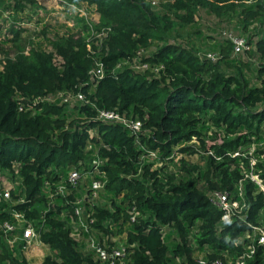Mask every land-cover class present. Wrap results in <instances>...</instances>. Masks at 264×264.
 <instances>
[{"label": "trees", "instance_id": "trees-1", "mask_svg": "<svg viewBox=\"0 0 264 264\" xmlns=\"http://www.w3.org/2000/svg\"><path fill=\"white\" fill-rule=\"evenodd\" d=\"M4 1L0 9H10ZM69 1L87 3L98 14L95 28H109L104 76L87 98L96 109L140 121L142 131L137 146L126 128L95 120L88 107L67 111L39 105L38 115L18 112L16 97L72 89L84 82L89 58L82 38H62L53 43L64 62L58 73L47 54H19V32L13 31L14 56L0 71V173L18 181L25 203L8 207L0 202V223L11 221L10 212L23 213L31 221L42 214L45 230L40 240L48 254L37 263L15 258L0 239V264H104L89 252L80 253L68 235L76 191L66 198L53 197L48 205L41 191L44 181H60L72 167L87 170L96 150L106 159L101 168L105 199L103 205L87 204L86 210L93 218L91 227L104 236L124 233L128 254L121 264H197L199 255L207 261L234 259L243 249L246 223L264 222V194L249 179L256 176L264 187L263 0H171L159 12L144 0ZM197 7L215 16L236 10L241 31L252 26L255 33L246 36L252 49L243 55L255 56L254 65L233 56L228 42L220 58L210 62L204 57L209 52L170 39L178 24L192 23ZM137 49L145 51L150 65L162 67L157 77L135 74L125 66L115 69ZM223 66L231 71L224 72ZM86 89L81 87L85 94ZM88 130L93 131L91 138ZM139 146L197 156L201 164L182 162L176 176L162 169L150 171L145 163L138 172ZM238 183L246 204L244 221L222 222L206 193L217 190L234 197ZM20 193H11V200ZM132 205L139 216L129 222ZM247 264H264V246Z\"/></svg>", "mask_w": 264, "mask_h": 264}, {"label": "built area", "instance_id": "built-area-1", "mask_svg": "<svg viewBox=\"0 0 264 264\" xmlns=\"http://www.w3.org/2000/svg\"><path fill=\"white\" fill-rule=\"evenodd\" d=\"M144 1L151 7L158 5V0ZM167 1L171 2V0ZM4 4L9 5L10 9H0V71L3 70L5 61L13 59L14 56L13 43L10 41L13 31L19 32V54L28 55L35 51L47 54L51 57V64L58 73L61 72L64 62L57 54L53 43L62 38H71L72 40L82 38L86 56L89 58V68L84 82H78L72 89L44 92L41 95L24 99L16 97L18 112L35 116L39 114V105L62 106L67 111L88 107L95 112V120L126 128L128 133L135 136L134 142L137 145L139 134L142 131L140 121L125 117L115 110L96 109L93 102L87 98V95L93 93L96 85L104 76L103 57L107 53L105 40L109 32L108 27L95 28L98 14L94 9L83 1L69 0H5ZM14 6L18 7L15 12L13 11ZM224 28L219 31V36L231 44L233 56L252 49L250 45L246 44V39L234 36L228 28ZM145 57H147L145 51L137 49L131 57L118 62L115 69L125 66L135 74L150 73L153 77H157L162 67L150 65L144 60ZM204 57L210 62H215L220 58L218 54L211 52L206 53ZM85 86H87L86 94L81 91V87ZM87 135L91 138L93 131L88 130ZM138 149L140 150L138 172L141 170V165L145 163V165L149 164L150 171L162 169L176 176L181 171L182 162L190 163L188 161L190 157L185 153L147 150L142 146H139ZM90 157L87 170L72 167L66 171L60 181L54 183L44 181L41 191L47 197L48 205L53 197L66 198L69 191L75 190L77 196L72 202L73 208L68 216L71 224L68 234L70 239L78 245L80 253L89 252L94 259L104 264H121L128 254V246L124 244V233L121 239L117 238L118 235L114 236L109 233L104 236L100 231L91 227L93 218L90 217L91 213L86 210L87 204H97L99 201L102 203L105 199L103 190L106 179L101 168L106 163V159L98 150L91 153ZM5 177L0 173V202L7 204L8 207L25 203L24 196L18 188V181L11 182ZM249 179L264 194V187L256 176H250ZM11 193L20 194L15 201H12ZM206 197L210 204L220 212V221L226 222L232 218L244 221L242 210L246 208V204L240 183H238L234 197L217 190L207 192ZM103 204L104 202L100 205ZM127 213L129 222H134L139 216L133 205L129 207ZM262 214L264 217V210H262ZM10 217V222L0 223V239L11 256L15 258L22 256L32 263L41 261L48 254L47 246L40 240V233L45 230L43 215L41 214V219L36 221L28 220L23 213L17 212H10ZM246 225L248 229L242 236L243 249L234 259L224 256V261L220 259L207 261L203 255H199L195 258V262L197 264H247L256 249L264 246V222L260 221L258 225L251 223H246ZM160 233L163 237L166 233L165 227L160 229ZM99 236L102 237L101 242L96 241V237ZM43 248L46 253L41 256L38 252ZM27 253L37 255L38 259L31 261V258H27Z\"/></svg>", "mask_w": 264, "mask_h": 264}, {"label": "rangeland", "instance_id": "rangeland-1", "mask_svg": "<svg viewBox=\"0 0 264 264\" xmlns=\"http://www.w3.org/2000/svg\"><path fill=\"white\" fill-rule=\"evenodd\" d=\"M264 2V0H263ZM167 0H158V5L152 7L153 11L159 12L163 10L165 4H169ZM237 22V11L232 13L215 16L213 13L209 12L206 8L197 7L194 8V15L192 23L181 26L178 24L173 33H170V39L175 43L185 44L187 46H193L197 52H213L219 55V52L224 49L226 46V41H224L220 36L218 31L221 28H228L234 36L242 37L246 39L248 33H255L251 27H248L247 31H241L240 23ZM224 28V29H225ZM220 56V55H219ZM236 58L246 61L254 65L252 59H256L253 55H243L240 53L236 55ZM235 58V59H236ZM258 61V59H257ZM251 67V66H250ZM252 68V67H251ZM224 72L231 71L230 68L223 66ZM243 72L246 71L243 69ZM247 75V73H245ZM190 163L200 165L201 162L197 156H193L188 159ZM5 178L9 180V175L7 173H2ZM105 196V194H104ZM99 201L98 203H100ZM118 239L123 238V235L120 234L117 236ZM41 256H44L46 253L45 248L38 252ZM31 253H27V258H31V261H36L38 259L37 255L30 256Z\"/></svg>", "mask_w": 264, "mask_h": 264}, {"label": "crops", "instance_id": "crops-1", "mask_svg": "<svg viewBox=\"0 0 264 264\" xmlns=\"http://www.w3.org/2000/svg\"><path fill=\"white\" fill-rule=\"evenodd\" d=\"M31 256H33L32 254H30Z\"/></svg>", "mask_w": 264, "mask_h": 264}]
</instances>
